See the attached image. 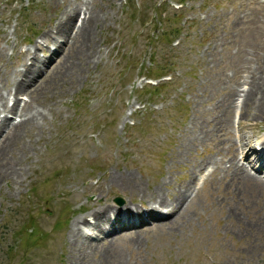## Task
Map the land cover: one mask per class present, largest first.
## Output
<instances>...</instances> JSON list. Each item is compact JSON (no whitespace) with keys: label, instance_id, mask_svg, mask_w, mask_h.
<instances>
[{"label":"rangeland","instance_id":"374dc122","mask_svg":"<svg viewBox=\"0 0 264 264\" xmlns=\"http://www.w3.org/2000/svg\"><path fill=\"white\" fill-rule=\"evenodd\" d=\"M129 1L0 0V95L24 64L21 52L38 46L36 55L44 63L27 92L17 94L19 111H0V118L7 115L17 124L25 100L42 114L21 133L14 147L19 150L5 158L18 159L22 171L19 182L3 183L0 192V264H68L71 224L78 217L90 221L92 203L147 207L154 189L170 198L174 188L190 182L192 162L227 161L242 137L264 139V120L247 118L240 126L249 75L264 80V0H186L183 6L174 0H133L137 14ZM90 9L100 20L90 26L98 62L86 69L68 58L67 35L59 41L61 49L47 40L55 31L59 35L56 22L66 10L74 11L67 24L71 33ZM171 15L176 18L160 23ZM158 73L167 76L153 80L163 83L158 92L141 91L151 89L147 80ZM235 84L228 128L218 138L192 133L194 123L212 129L225 118L221 102ZM185 132L196 142H184ZM186 145L194 148L189 155ZM214 169H202L193 180L195 192L189 195L200 191L188 201L181 227L171 233L144 227L141 238H122L112 253L105 247L87 264H264V205L253 207L237 185L227 190L229 178L215 180ZM115 175H130L138 192L106 186ZM232 191L237 196L228 201Z\"/></svg>","mask_w":264,"mask_h":264},{"label":"bare ground","instance_id":"6f19581e","mask_svg":"<svg viewBox=\"0 0 264 264\" xmlns=\"http://www.w3.org/2000/svg\"><path fill=\"white\" fill-rule=\"evenodd\" d=\"M86 10H88V8ZM73 13L74 11L72 10V12L70 11L68 14V10H66L64 13L61 14L59 20L56 22V30H58V34L60 36L57 35L55 31L53 32L54 36H52L49 40H47V42L55 46V48L61 49L62 46L59 41L62 40L61 37H63L65 40V36L67 35L69 44L71 45L70 47L72 48L71 54H69L70 56H68V58L70 59L73 57V59L78 61V65L80 68L87 69L90 67L92 63L98 62L97 54L91 44L93 36L91 34L90 26L94 25L95 23L97 24V22H99L100 20L94 15V13L91 12L90 9V11H88L89 16L87 15L84 16V20L81 22V24L77 28L74 27L73 29H71V33H70L69 32L70 27L67 25L68 17H71ZM48 37L49 35L47 34L44 36V38H42V40H46L48 39ZM38 49L39 47L37 46L35 50H31L32 52H30L29 50L21 52L20 56L24 55V57L22 56L24 64L23 66L20 67L18 71H15V74H13L15 76L13 78L15 79L11 81L10 84L11 87L9 91L6 94L2 93L0 95V111L1 110L3 112H11L12 110L14 112L19 111L18 108L20 101L17 99L19 97V95L17 94L26 91L28 85L34 82L35 79L39 76L40 64H44L40 60L38 55H36L37 53L36 50ZM249 80L250 83H248L249 85L248 90L247 91L243 90L245 93L243 94L244 98L240 106V109L242 111L240 126L243 124L242 120H246L247 118H251L255 122L264 120V96H263L264 80L263 81L258 80L254 74L249 75ZM227 88L229 90L226 92L224 99L221 102L222 107L225 108L226 110L225 118L224 119L221 118L219 121H216L212 129L210 128L211 124L209 125L210 127H206L207 125L204 123L202 124V126H198L196 123H194L193 127L191 128V130H193L192 133L194 134L198 133L203 138L205 137L207 138L211 133H213L216 136V138H218L220 137L219 136L220 134L218 135V133L228 128L230 114L232 113V111H234L233 98L238 95V91L236 89H239V86L235 84ZM11 97L13 98L11 100L12 103H9ZM16 99L18 100L17 105L15 103ZM27 104H30V101L22 106L23 109L19 114L23 120H21L17 124H12L10 128H9V124L11 123L7 121V115L3 118L2 117L0 118V136H1L0 137V192L3 183H6L7 181H13V182L18 181L20 179L21 171H22L18 159H15L16 161L13 160L14 163H11L10 162L11 159H5V158L9 154H13L17 150H19V148H14V147L17 144V142L22 139L23 134L21 133L24 132L25 134V130L27 127L29 129H32L34 121L39 119L42 115L40 112L41 109H38L36 107L30 109L32 105L29 106ZM192 121H195V119ZM5 127H6V129H4L5 131H2V129ZM205 128H208L210 131L208 129H207L208 131L205 130ZM216 128H218V130ZM190 140L196 142L195 139H191L190 137H188V133L185 132L183 135V141L186 142ZM241 140H242V144L240 145H237L234 142V146H235L233 152L234 155H232L229 152L231 157L228 156L229 158H227V161L229 162L228 168H225V166L224 168H222L223 163L227 162L224 161L223 157L215 162H214V158L211 157L205 159L199 158L197 159V162L198 160L200 159L201 160L198 163L192 162V166H190L192 167V173H191L192 180L190 182L186 181V183L182 184L178 189L174 188L172 192H170V198H168L167 196L165 198V196L158 189L156 190L154 189L153 193L149 196L150 203L146 205L147 207L143 208L142 206H138L139 209L136 208L138 210L135 209L134 210L135 212L133 211V208L129 207V205H127V207L129 208L126 207L121 208L117 206L112 207L107 204H104L102 207L100 206L94 207V204L92 203L91 205L93 208L89 210L90 211L89 216L92 218L93 221L92 224H89L88 220L86 222L84 217H78L77 219L73 220L71 224L69 230V236H68V242H69L68 264H87L88 258L90 256L95 255L97 252H99L101 249L105 247H107V252L109 251L110 253H112V251L115 249L120 239L126 238V240L133 241V239L141 238V236L147 234L143 230L144 227H150V228L156 227V230L160 232L167 231L170 233L173 232L176 228L181 227L182 222L188 219L189 210L187 212L186 210L187 207L192 204L189 203L188 201L194 200L193 198L196 197L198 192L200 191L198 190L195 194L191 193V195H189L190 192H195L194 189H192L191 184L193 180H195L198 177L199 172L210 165L215 166V169L212 170L213 172L210 171L211 172L210 175L213 176L212 178H214L215 180L220 178L219 180L221 183L223 182L225 183V181L229 178L226 184L227 190H230V188H232L234 185H237L236 188L240 190L239 193L240 196L247 195L248 197L247 201L252 203L253 207L257 209L261 208V206L264 205V179H262V176H264V152H262L263 147H261V149L257 151V149L253 147L251 140L247 142V139L245 137H242ZM220 144H221L220 142L217 143V146L220 147ZM189 145H186V153L188 155L190 153V150L194 149L193 146H189ZM219 152L220 149H218V153ZM243 154L244 157L240 159L239 156ZM249 155L254 157L253 162L247 165L244 163L240 164V161L247 159ZM256 160L260 162L258 168L254 167ZM131 178L132 177L130 175H128L127 177L123 175H115L112 176V178L109 180V183L106 186L112 187L114 186V184H116L117 187L120 188L121 190L128 191V193H133L139 190V187L137 184H133ZM227 190L222 194L226 195ZM229 196L230 198L228 199V201H232V199L235 198L237 195L232 191V193L229 194ZM256 204L258 207L256 206ZM160 208H166L167 214L160 216L159 215ZM193 208L195 209V207ZM121 209H125L122 210V212H125L127 209H131L130 211H132L133 214L135 215L129 213L122 214L120 212ZM111 216L115 217V220L113 222ZM85 230L87 234L85 233ZM130 230H133V232L128 233ZM87 231H91L92 234H95L94 235L95 237L97 236V233H99V235L96 237V239H92L93 237L90 236ZM121 235L122 237L118 238ZM119 257L120 256L116 255V258L120 261Z\"/></svg>","mask_w":264,"mask_h":264},{"label":"trees","instance_id":"16d2710c","mask_svg":"<svg viewBox=\"0 0 264 264\" xmlns=\"http://www.w3.org/2000/svg\"><path fill=\"white\" fill-rule=\"evenodd\" d=\"M175 1H177V2H179V3H184L186 0H175ZM129 4H130V8L134 10L133 13H135V14L139 13V11H138V9L136 8V5L134 4L133 0H130V1H129ZM139 10H140V9H139ZM162 10L164 11V9H162ZM164 12H165V11H164ZM174 18H176V16H173V15H171L170 17H165V18H163V19L160 18V23L166 25V23H167L169 20L174 19ZM158 21H159V18H158V15L156 14V22L154 21L153 25L156 24V23L158 24ZM167 32H168V31H167ZM173 32H175V34L178 35L179 30L176 29V30H174ZM173 32H172V33H173ZM163 39H166V38L164 37ZM159 74H160V73H158V77H159ZM158 88H159V86H157V87H151V89H149V88H147V87H144L141 91H146L148 94H152V93H157V92H158Z\"/></svg>","mask_w":264,"mask_h":264},{"label":"water","instance_id":"95a60500","mask_svg":"<svg viewBox=\"0 0 264 264\" xmlns=\"http://www.w3.org/2000/svg\"><path fill=\"white\" fill-rule=\"evenodd\" d=\"M116 203L118 204V205H121L123 202H122V200L120 199V198H117L116 200Z\"/></svg>","mask_w":264,"mask_h":264}]
</instances>
